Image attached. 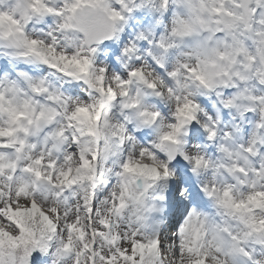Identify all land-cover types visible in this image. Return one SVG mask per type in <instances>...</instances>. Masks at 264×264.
<instances>
[{"label": "clouds", "instance_id": "9594fccd", "mask_svg": "<svg viewBox=\"0 0 264 264\" xmlns=\"http://www.w3.org/2000/svg\"><path fill=\"white\" fill-rule=\"evenodd\" d=\"M0 264H264V0H0Z\"/></svg>", "mask_w": 264, "mask_h": 264}]
</instances>
